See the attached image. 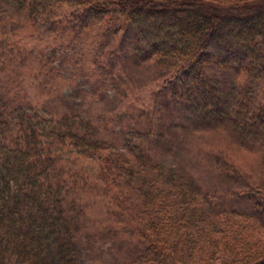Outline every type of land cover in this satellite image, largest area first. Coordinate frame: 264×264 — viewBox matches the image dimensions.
Listing matches in <instances>:
<instances>
[{
	"label": "trees",
	"instance_id": "1",
	"mask_svg": "<svg viewBox=\"0 0 264 264\" xmlns=\"http://www.w3.org/2000/svg\"><path fill=\"white\" fill-rule=\"evenodd\" d=\"M251 2L0 0V5L42 20L62 15L80 31L98 28L116 39L122 34L123 45L130 38L129 61L155 58L163 91L196 109L203 125L234 128L241 137L264 142V4ZM23 105L9 117L0 112V264H80L82 221L69 208L71 178L59 166L65 150L99 160L101 178L118 188L114 198H121L122 207L133 204L143 244L139 240L130 253L114 254L108 264H264L256 230L264 227V185L206 190L166 159L169 145L158 144L160 138L154 144L164 146L158 150L128 139L120 147L80 114L40 115Z\"/></svg>",
	"mask_w": 264,
	"mask_h": 264
},
{
	"label": "rangeland",
	"instance_id": "2",
	"mask_svg": "<svg viewBox=\"0 0 264 264\" xmlns=\"http://www.w3.org/2000/svg\"><path fill=\"white\" fill-rule=\"evenodd\" d=\"M1 5L0 112L5 117L20 104L40 115L75 112L120 147L125 139L155 145L160 138L158 144L169 145L166 159L206 190L227 193L264 185V142L241 137L234 128L203 125L196 109L163 91L165 79L155 58L129 61L130 38L123 45L122 34L116 39L98 28L80 31L62 15L42 20ZM63 158L59 166L73 188L69 208L79 212L83 226L77 261L108 264L114 254L137 249L142 237L131 216L133 204L122 207L121 198H114L118 188L101 178L102 163L69 150ZM256 230L264 248V227Z\"/></svg>",
	"mask_w": 264,
	"mask_h": 264
}]
</instances>
